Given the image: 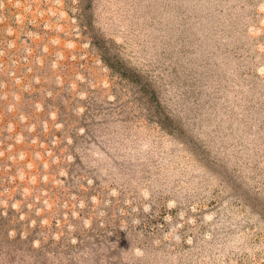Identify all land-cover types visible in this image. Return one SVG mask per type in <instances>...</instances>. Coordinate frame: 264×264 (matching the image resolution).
Masks as SVG:
<instances>
[{"label":"rangeland","instance_id":"374dc122","mask_svg":"<svg viewBox=\"0 0 264 264\" xmlns=\"http://www.w3.org/2000/svg\"><path fill=\"white\" fill-rule=\"evenodd\" d=\"M0 264H264V0H0Z\"/></svg>","mask_w":264,"mask_h":264}]
</instances>
